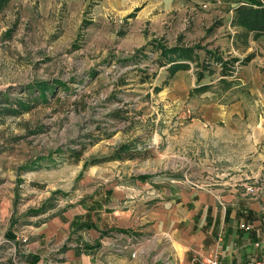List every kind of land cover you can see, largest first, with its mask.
<instances>
[{
	"label": "rangeland",
	"instance_id": "374dc122",
	"mask_svg": "<svg viewBox=\"0 0 264 264\" xmlns=\"http://www.w3.org/2000/svg\"><path fill=\"white\" fill-rule=\"evenodd\" d=\"M240 1L0 0V95L26 99L44 81L55 91L0 116L13 235L81 201L96 208L106 188L154 181L236 189L264 209V37L232 24ZM164 47L191 50L170 70L158 66Z\"/></svg>",
	"mask_w": 264,
	"mask_h": 264
},
{
	"label": "crops",
	"instance_id": "0c3cea01",
	"mask_svg": "<svg viewBox=\"0 0 264 264\" xmlns=\"http://www.w3.org/2000/svg\"><path fill=\"white\" fill-rule=\"evenodd\" d=\"M242 38L252 43L254 37ZM183 181L170 180L168 187L154 181L143 185L146 192L106 188L96 208L81 201L30 227L26 235H13L18 221L11 224L9 200L2 199L0 225L6 226L7 238L0 234V264H52L55 255V264H207L210 259L244 264L264 256L259 203L236 198V189L177 188L175 183ZM65 244L67 250L59 249Z\"/></svg>",
	"mask_w": 264,
	"mask_h": 264
},
{
	"label": "trees",
	"instance_id": "16d2710c",
	"mask_svg": "<svg viewBox=\"0 0 264 264\" xmlns=\"http://www.w3.org/2000/svg\"><path fill=\"white\" fill-rule=\"evenodd\" d=\"M234 15L232 19V24L242 27L246 30L247 33H253V36H258L264 34V0H242L240 1L236 7L233 9ZM179 50H191L189 48H183V47H164L161 51V53L158 56V66H165L170 64L169 69L171 70L172 65L183 63L179 62L176 63V60L171 57L173 56L174 52ZM139 81L141 83L147 82L150 80L151 75L140 73ZM121 83V80H120ZM34 89H30L27 86L26 92H27V98L26 99H17L15 101H9L8 97L4 95H0V106L4 104L5 102H8V106L5 108L0 109V116L5 114H11L14 116H19L20 113H22L23 110L30 109V105H34L38 102H47L48 95L54 94V86L50 84L49 82H41L38 84H34ZM115 115V114H112ZM128 145H122L119 150L115 152V155L119 158H123L128 156L127 152L124 150H128ZM124 151V152H123ZM75 159L78 160L82 154V151H75ZM104 159H92L88 163L91 165H94L96 162H101ZM144 178V177H143Z\"/></svg>",
	"mask_w": 264,
	"mask_h": 264
},
{
	"label": "built area",
	"instance_id": "2783aa9c",
	"mask_svg": "<svg viewBox=\"0 0 264 264\" xmlns=\"http://www.w3.org/2000/svg\"><path fill=\"white\" fill-rule=\"evenodd\" d=\"M245 228H249V227L246 225ZM207 264H218V262L216 260L210 259L207 261ZM244 264H264V256L258 257V259H251L245 262Z\"/></svg>",
	"mask_w": 264,
	"mask_h": 264
}]
</instances>
